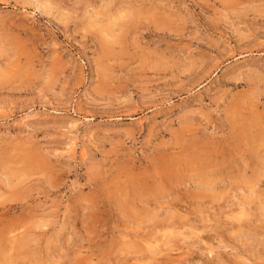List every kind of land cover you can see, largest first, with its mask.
I'll list each match as a JSON object with an SVG mask.
<instances>
[{"label": "rangeland", "instance_id": "obj_1", "mask_svg": "<svg viewBox=\"0 0 264 264\" xmlns=\"http://www.w3.org/2000/svg\"><path fill=\"white\" fill-rule=\"evenodd\" d=\"M0 264H264V0H0Z\"/></svg>", "mask_w": 264, "mask_h": 264}, {"label": "bare ground", "instance_id": "obj_2", "mask_svg": "<svg viewBox=\"0 0 264 264\" xmlns=\"http://www.w3.org/2000/svg\"><path fill=\"white\" fill-rule=\"evenodd\" d=\"M75 147V146H74ZM72 148V147H71ZM71 150V149H70ZM72 151V150H71Z\"/></svg>", "mask_w": 264, "mask_h": 264}]
</instances>
